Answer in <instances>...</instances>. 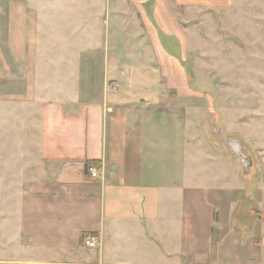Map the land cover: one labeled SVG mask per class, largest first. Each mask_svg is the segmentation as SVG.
<instances>
[{
    "label": "crops",
    "instance_id": "0c3cea01",
    "mask_svg": "<svg viewBox=\"0 0 264 264\" xmlns=\"http://www.w3.org/2000/svg\"><path fill=\"white\" fill-rule=\"evenodd\" d=\"M226 1L0 0V35L42 57L24 65L37 98L20 117V188L0 203V264H264V172H233L202 147L197 109L161 107L123 71L171 67L181 83L182 23ZM91 68L93 98L79 91Z\"/></svg>",
    "mask_w": 264,
    "mask_h": 264
},
{
    "label": "rangeland",
    "instance_id": "374dc122",
    "mask_svg": "<svg viewBox=\"0 0 264 264\" xmlns=\"http://www.w3.org/2000/svg\"><path fill=\"white\" fill-rule=\"evenodd\" d=\"M136 23L147 27L139 16ZM181 30L182 82L172 83L176 78L171 67L123 69L130 77L142 72L148 77L141 83L131 82L130 90L155 92L162 97L161 107L173 106L179 95L184 108L199 111L198 116L186 118L194 119L202 147L232 159L233 172H241L242 164L236 165L239 158L225 144V139H237L251 163L249 171L264 172V0H227L220 8L197 12L182 23ZM172 43L178 46L174 41L169 46ZM170 52L175 55V48ZM126 54L119 53L121 57ZM90 56L101 60L97 53ZM41 58V53L20 52V36L0 35V203L10 209L12 189L20 188V117L32 109L37 98L35 69L24 65ZM97 73V68L89 69L86 81L79 86L90 98L96 97L101 87ZM123 85L110 81L105 90L115 94L124 90Z\"/></svg>",
    "mask_w": 264,
    "mask_h": 264
},
{
    "label": "water",
    "instance_id": "95a60500",
    "mask_svg": "<svg viewBox=\"0 0 264 264\" xmlns=\"http://www.w3.org/2000/svg\"><path fill=\"white\" fill-rule=\"evenodd\" d=\"M225 144L230 149V151L239 158L244 169L242 171L243 174L248 173L251 163L243 156L242 147L239 141L237 139H225Z\"/></svg>",
    "mask_w": 264,
    "mask_h": 264
},
{
    "label": "built area",
    "instance_id": "2783aa9c",
    "mask_svg": "<svg viewBox=\"0 0 264 264\" xmlns=\"http://www.w3.org/2000/svg\"><path fill=\"white\" fill-rule=\"evenodd\" d=\"M88 171H89L91 177H96V171L93 168H89ZM85 245L87 247L92 248V247H94V242L88 240V241L85 242Z\"/></svg>",
    "mask_w": 264,
    "mask_h": 264
}]
</instances>
